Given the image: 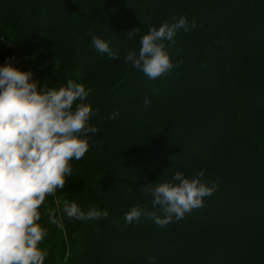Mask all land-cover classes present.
<instances>
[{"label": "trees", "instance_id": "trees-1", "mask_svg": "<svg viewBox=\"0 0 264 264\" xmlns=\"http://www.w3.org/2000/svg\"><path fill=\"white\" fill-rule=\"evenodd\" d=\"M122 1L0 0V66L14 58V66L32 71L41 87L59 89L72 79L90 88L73 108L90 105L89 126L99 129L88 134L85 156L70 161L74 171L59 206L48 196L40 209L39 223L53 239L44 264H58L59 248L61 264H264V210L254 208L258 202L264 207V0H149L136 12H126ZM182 16L189 30L180 29L175 43L161 41L174 65L170 71L153 80L125 63L129 51L138 54L149 28L171 25ZM114 19L129 25V32L136 29L130 39L129 33L120 36L110 29ZM93 36L113 40L117 58L97 51ZM219 47L230 48L227 61L210 68L212 51ZM191 65L207 71L192 70L183 79L178 68L190 70ZM148 82L166 84L171 91L148 90L142 86ZM120 108L135 116L123 118ZM205 142L207 148L195 147ZM112 153L125 158L92 176L102 166L101 157ZM158 156L175 160L174 166L136 171L128 178L135 166ZM177 172L190 180L203 172L201 183L216 190L203 198L202 207L180 220L173 216L165 227L143 215L138 224L126 225L132 207H159L151 194L143 195L145 186L179 184L173 180ZM68 195L73 198L64 200ZM65 201L84 212L107 210L109 215L77 220L61 210L57 216L63 217V227H58L46 208L62 209ZM215 202L221 211L214 212ZM239 204L243 210L234 211ZM121 246L137 252H122Z\"/></svg>", "mask_w": 264, "mask_h": 264}, {"label": "clouds", "instance_id": "clouds-1", "mask_svg": "<svg viewBox=\"0 0 264 264\" xmlns=\"http://www.w3.org/2000/svg\"><path fill=\"white\" fill-rule=\"evenodd\" d=\"M191 27H196L195 21ZM180 29L189 30L183 16L171 25L149 28L141 38L138 54L129 51L125 63H131L149 79L161 77L174 67L161 41L175 43ZM135 30L129 32V39ZM92 39L97 51L107 53L110 59L117 58L108 42L95 36ZM13 59L0 66V264H44L48 252L40 244L48 230L39 223L40 209L48 196L55 197L57 190L65 187L73 173L70 161L85 156L90 146L88 134L99 129L89 126L94 115L90 105L79 103L73 108L77 100H85L90 88L86 90L72 79L59 89L46 84L41 87L33 72L15 67ZM149 103L146 97L144 104ZM118 115V111L112 113L109 119ZM203 175L201 172L199 177ZM199 177L190 180L177 172L173 180L179 184L145 186L143 195L151 194L153 206H161L166 216L160 218L132 207L125 214L126 225L138 224L140 217L148 214L157 225L165 227L173 216L180 220L185 213L202 207L203 198L212 195L216 185L208 187ZM61 210L69 219L77 220L107 219L109 215L107 210L84 212L75 202L65 201L62 209L46 208L50 223L58 227H63V217L57 216Z\"/></svg>", "mask_w": 264, "mask_h": 264}, {"label": "rangeland", "instance_id": "rangeland-1", "mask_svg": "<svg viewBox=\"0 0 264 264\" xmlns=\"http://www.w3.org/2000/svg\"><path fill=\"white\" fill-rule=\"evenodd\" d=\"M147 1H149V0H125V1L123 0L122 3H123V6H124V10H126V12L127 11H130V10H133V11L135 10V12H136ZM242 1L246 3V2H250L251 0H242ZM201 24L206 29H208L209 31L212 29L211 26H210V24L208 22H206V21H202ZM111 27L112 28H110V29L113 30V32L117 33V35L119 34L121 36V34L124 35V34H128L129 33V25L126 26L124 23L122 24L119 19H114L112 21ZM108 43H109L110 48H112L114 46V41L113 40L108 41ZM229 51H230V48L227 51H225V52H223V50L221 49V47L214 49L212 51L213 52L212 55H211L212 56V59H210L211 61L209 62V65H210L209 67L215 69L218 66H222V64L227 61V57H228ZM215 59H217V60H215ZM178 70L179 71L180 70L182 71L181 73L183 75V77H182L183 79H189V76L192 74L191 73L192 70H194L197 74H201L202 72L205 73V71H207L206 68H203L200 65H191L190 66V70H189L188 67L181 66V67L178 68ZM142 86L144 88H147L148 90H157V91H159L161 93L162 92L163 93H165V92L167 93V92L171 91L170 90V87H168L166 84H161L159 87H157V86L152 85L151 83L148 82V83H143ZM133 88H134V85H133ZM126 89H129V87L126 86ZM119 110H120L123 118H125V119H129V118H131V116H133V117L135 116L134 113L129 112L125 108H120ZM218 130H219V128L217 127V128L214 129V133L213 132L211 133L212 139L216 136V134L218 135ZM207 144L208 143L205 142V143H201V144H199L198 146H195V147L200 148V149H205V148H207L206 147ZM104 145L105 144L102 142L100 146L103 148ZM195 147H189V149H191V148L194 149ZM124 158H125V155L122 154V153H119V154L112 153V154H109V155H106V156L101 157V159L99 160V162H101V165L102 166L98 170H96L93 173L92 176H95L96 174L104 171L105 169H108L111 165H114L117 162L123 161ZM174 163H175V160H172L168 156H158L155 160H151V161L142 163V164H140L138 166H135L133 169H131L128 172V175L127 176L129 178V177L135 175V172L136 171H142L144 169L145 170L147 169L149 171L155 172V171H158L160 168L164 167L165 165L168 166V167H173L174 166ZM73 171H74V169H73ZM61 191H62V189H59L58 192H56V194H55V202H56L57 207L59 206V204H60V202L62 200V196L60 195L61 194ZM73 195L65 196L64 197L65 199L64 198L63 199L64 200L71 199V198H73ZM252 198H256V196H253ZM57 201H59V204L57 203ZM215 204L218 205V202H215ZM258 205L259 206H255L254 207L255 209H257V211H259L261 209L264 210V207L260 204V202H258ZM237 209L238 210H240V209L243 210V207H241V204L234 206V211L237 210ZM217 211H221L220 205H218L216 208H214V212H217ZM244 211H246V210H244ZM223 212L228 213L227 210H225ZM146 213H155V215L156 216H159L160 218L163 215H166V213L162 210V207L161 206L157 207L155 210L149 209V210L146 211ZM143 216H144V220L145 221L153 220L151 218V216L148 215V214H145ZM186 217H187V213H185V215H184V218H186ZM89 226H91V225H89ZM64 232L65 231L63 230V235H64ZM64 239H65V236H64ZM52 240L53 239L49 240V236H47L45 238V240L40 244V248L41 249H44V250H47L49 248V246H50V242L49 241H52ZM66 245L68 246L69 244H66ZM118 248L121 249L122 252L124 250L126 252H130V253L137 252L135 247H130V246L122 247L121 246V248L120 247H118ZM65 250H66V247H65ZM107 250L109 252L114 251L115 250V247H113V246H110V247L107 246ZM67 252H68V248H67ZM56 255H57V263L58 264H61L63 262V260H64V258L62 257V249L61 248H59L56 251Z\"/></svg>", "mask_w": 264, "mask_h": 264}]
</instances>
